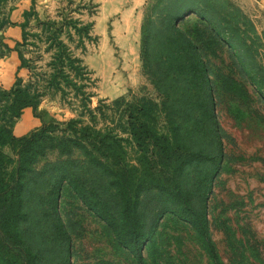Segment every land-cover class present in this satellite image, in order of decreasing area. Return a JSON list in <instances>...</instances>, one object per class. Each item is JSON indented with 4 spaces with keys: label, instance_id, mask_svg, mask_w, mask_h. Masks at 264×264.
Returning a JSON list of instances; mask_svg holds the SVG:
<instances>
[{
    "label": "rangeland",
    "instance_id": "obj_1",
    "mask_svg": "<svg viewBox=\"0 0 264 264\" xmlns=\"http://www.w3.org/2000/svg\"><path fill=\"white\" fill-rule=\"evenodd\" d=\"M132 5L128 0H35L33 4L41 20L72 18L76 20V27L82 28L83 36L79 37L71 26L72 38L68 40L64 32L61 37L86 65L85 78L73 75L72 78L85 83L84 89L88 93V100H85L88 107L97 106L99 126L110 123L111 116L115 115L112 111L114 98L158 96L140 59L141 29L149 0L138 4L136 9ZM243 11L260 34L257 38L248 34L247 41L257 49L255 59L262 63L264 16L254 17L245 9ZM151 13L153 17L163 14L160 8ZM195 19L197 14L190 13L184 16L180 25L191 29ZM160 22L161 19L155 18L153 26L160 27ZM25 31L26 43L19 48L33 66L32 70L25 67L21 72L26 81L31 73L40 75L36 72L51 71L48 63L53 50L46 49L47 33L36 14L30 16ZM231 42L235 53L241 44L237 40ZM245 55L249 56L250 52ZM209 60L218 130L216 127V132L213 131V123L209 120L192 130L194 134L186 141L196 154L178 179L191 199L189 208L193 213L202 212L205 207L208 231L224 264H258L241 250L242 238L252 243L257 239L254 243L264 257V90L251 81L228 46L211 52ZM81 108L73 90L66 88L64 96L60 92L45 94L38 110L45 113L46 122H61L68 117H77ZM82 118L88 121L89 116L86 114ZM188 123L185 119V125ZM205 128L210 129L207 135L203 134ZM187 134L188 129L185 137ZM4 149L16 157L9 147ZM48 162L56 163L54 169L34 178L27 191L25 209L28 218L17 224L20 238L0 241V264H12V259L25 264L29 257L26 249L37 264H138L137 247L126 232L125 215L119 237L70 184L74 177L82 185L78 189L95 197L100 205L99 198L104 199L106 206L116 209L118 199L113 194L109 177L76 150L70 155L50 150L34 166L41 168ZM64 169L73 175L62 178ZM144 179L154 187L144 191L143 201L136 205L142 213L139 237L143 262L210 264L205 240L189 221L193 213L182 211L181 203L169 192L172 177L157 167ZM158 211L155 228L151 231ZM109 214L118 218L114 212ZM58 223L65 228L68 239L61 230L58 232ZM245 252L249 253L248 250Z\"/></svg>",
    "mask_w": 264,
    "mask_h": 264
},
{
    "label": "trees",
    "instance_id": "obj_2",
    "mask_svg": "<svg viewBox=\"0 0 264 264\" xmlns=\"http://www.w3.org/2000/svg\"><path fill=\"white\" fill-rule=\"evenodd\" d=\"M2 1L4 0H0V4ZM149 4L141 29L140 59L144 72L158 91V96L114 98L112 111L115 115L111 116L110 123L100 126L97 124L98 114L95 111L97 106H87L85 83L72 78V75L79 79L85 78L84 74L88 73L86 65L80 56L73 54L61 37L64 32L68 40L72 38L71 26L79 37L83 36L82 28L76 27V20L72 18L41 20L33 5L24 11L23 39L17 43L20 67L33 69L30 58L25 57L19 48L26 43L25 27L32 14H36V19L47 33L46 49H52L53 52L48 63L51 71L48 73H31L26 81L22 76L16 75L10 87H0V241L20 238L17 224L19 220L28 218L25 203L28 200L29 186L34 178L42 177V174L54 169L56 163L48 162L41 168L34 165L53 149L60 155H70L76 150L87 162L109 177L113 194L118 199L116 209L106 206L104 199L99 198L100 205L95 197L88 196L83 189H78L82 185L74 177L70 184L77 189L78 196L119 237L125 215L126 232L132 236L133 244L137 247L138 264L145 263L140 251L139 237L142 213L138 212L136 205L143 201L144 191L154 187L145 183V175H152L157 167L166 172L172 177L169 192L181 203L182 211L190 210L193 213L189 208L191 199L178 177L196 154L186 141L193 129L204 120H209L213 123V131L218 130V121L213 111L209 56L211 52L228 46L251 81L257 88L264 90V61L257 62L254 56L257 49H253L247 41L249 35L258 37L260 34L249 15L233 0H149ZM157 8L162 9L163 14L153 17L151 12ZM190 13L197 14L191 29L180 25L184 16ZM155 18L161 19L160 27L153 26ZM235 40L240 42L241 47L233 53L231 41ZM245 52H250V55L246 56ZM262 55L264 60V51ZM66 88H71L75 98L80 101L82 108L77 117H68L61 122L43 121L22 135L13 133L14 121L25 107L31 106L35 109L42 97L48 93L60 92L64 96ZM184 110L187 111L183 112ZM86 114L89 116L88 121L82 118ZM185 119L189 122L187 125ZM187 129L188 134L185 137ZM209 130L205 128L203 134L207 135ZM218 143L221 147L220 139ZM5 147H9L16 157L7 153ZM151 160L155 163L151 164ZM72 175L73 173L70 174L64 169L62 178H70ZM202 208V212L194 211L193 218L189 221L205 240L210 264H224L209 234L205 207ZM109 212H114L118 218ZM159 213L160 211L156 214L151 231L155 228ZM58 225V232L61 230L67 238L65 228L60 223ZM242 241L241 251L247 258L249 254L258 264H264V257L255 243L247 238H242ZM14 244H17L16 241ZM26 252L29 257L25 264H37L28 249ZM244 254L243 257H246ZM14 255L17 257L16 252ZM18 261L12 259V264H19Z\"/></svg>",
    "mask_w": 264,
    "mask_h": 264
},
{
    "label": "crops",
    "instance_id": "obj_3",
    "mask_svg": "<svg viewBox=\"0 0 264 264\" xmlns=\"http://www.w3.org/2000/svg\"><path fill=\"white\" fill-rule=\"evenodd\" d=\"M128 1H131L132 7L136 9L138 4L141 5L146 0ZM233 1L254 17L264 16V0ZM33 4L35 0H4L0 4V87L2 88L10 87L16 75L22 76L21 72L25 69L23 66L20 67L17 43L23 39L24 11L29 10ZM39 104L35 109L31 106L25 107L15 119L12 126L15 135H22L45 121V113L38 110Z\"/></svg>",
    "mask_w": 264,
    "mask_h": 264
}]
</instances>
